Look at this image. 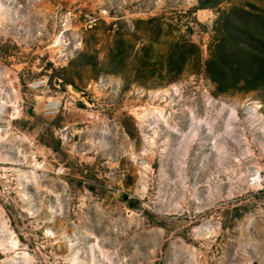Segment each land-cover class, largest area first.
I'll return each mask as SVG.
<instances>
[{"label": "rangeland", "instance_id": "rangeland-1", "mask_svg": "<svg viewBox=\"0 0 264 264\" xmlns=\"http://www.w3.org/2000/svg\"><path fill=\"white\" fill-rule=\"evenodd\" d=\"M0 264H264V0H0Z\"/></svg>", "mask_w": 264, "mask_h": 264}, {"label": "bare ground", "instance_id": "bare-ground-1", "mask_svg": "<svg viewBox=\"0 0 264 264\" xmlns=\"http://www.w3.org/2000/svg\"><path fill=\"white\" fill-rule=\"evenodd\" d=\"M48 106H50V104ZM58 106H59V102L58 101H54L53 103H51L50 108L56 109V108H58Z\"/></svg>", "mask_w": 264, "mask_h": 264}]
</instances>
